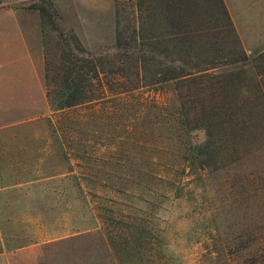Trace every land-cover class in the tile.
Listing matches in <instances>:
<instances>
[{"label":"rangeland","instance_id":"obj_1","mask_svg":"<svg viewBox=\"0 0 264 264\" xmlns=\"http://www.w3.org/2000/svg\"><path fill=\"white\" fill-rule=\"evenodd\" d=\"M137 1L0 0L3 261L224 264L229 249L235 253L227 256L229 263L235 264L244 256L241 244L251 247L258 236L264 238L259 222L264 220V204H259L264 199L257 197L259 174L253 171L264 167V145L246 155L223 150L204 169L184 168L179 163L182 146L188 138L203 140L201 130L178 138L164 125L152 126L146 115L130 120L127 114L131 117L133 111L120 112L111 105L98 111L54 110L46 99L45 91L52 86L45 79V61L59 58L67 36L73 34L90 53H121L115 48L116 33L129 38L127 26ZM182 8L180 23L200 30L180 38L193 47L190 58L227 63L215 71H228L226 82L236 87L243 62L231 64L240 53L219 1L189 0ZM134 123L146 133L139 128L131 134ZM147 139L162 141L155 145L162 143L161 149L147 147ZM148 155H156L162 167L148 164ZM99 205H112L113 212L134 221L138 217L153 249L126 254L116 240L111 250L118 253L110 255L107 234L99 224L102 218L96 216Z\"/></svg>","mask_w":264,"mask_h":264},{"label":"trees","instance_id":"obj_2","mask_svg":"<svg viewBox=\"0 0 264 264\" xmlns=\"http://www.w3.org/2000/svg\"><path fill=\"white\" fill-rule=\"evenodd\" d=\"M188 1L138 0L132 6V23L127 26L129 38L124 40L125 35L117 31L115 48L121 53L115 51L117 54L111 56L86 51L70 33L66 38L67 48L61 51L59 58L51 63L45 61V79L52 86L45 91V96L54 110L83 107L98 111L111 105L120 112L133 111L131 117L127 114L130 120L146 115L152 126L164 125L178 138L201 130L203 140L195 142L188 138L182 146L179 163L184 168L204 169L208 160L223 150L246 155L260 149L264 145V50L255 54L244 52L218 0L240 53V59L231 64L243 62L240 83L236 87L229 86L232 83L226 82V77L230 76L228 71H215L227 63L209 62L203 56H193L195 60H192L193 47L184 43V39L180 40L200 31L180 23V10ZM39 8L44 14V9ZM255 59L262 60L254 63ZM105 113L107 111L99 116ZM136 125L129 126L131 134H136L139 128L141 134L146 133L142 126ZM253 134L260 137L259 141ZM144 141L147 147L159 150L162 147V143L155 146L162 141ZM156 158V155H148V164H161ZM253 171L259 174L257 197L264 199V167ZM96 208H99L97 218H102L99 220L101 229L107 234L104 241L110 255L118 253L112 251L116 240L126 254H131V250L141 254L153 249L149 231L138 217L134 221L127 214L113 212L112 205ZM259 222L264 224L263 219ZM97 229L101 232L100 227ZM250 245L241 244L245 248L244 256L235 264H264V238L258 236L256 244ZM233 254L234 251L228 249L224 264H230L227 256Z\"/></svg>","mask_w":264,"mask_h":264},{"label":"crops","instance_id":"obj_3","mask_svg":"<svg viewBox=\"0 0 264 264\" xmlns=\"http://www.w3.org/2000/svg\"><path fill=\"white\" fill-rule=\"evenodd\" d=\"M239 45L246 54L264 50V0H220ZM3 242L0 249V264L3 261ZM20 248V247H19Z\"/></svg>","mask_w":264,"mask_h":264}]
</instances>
